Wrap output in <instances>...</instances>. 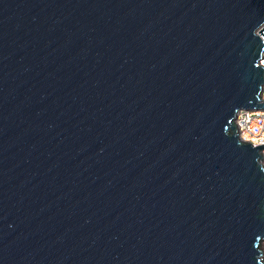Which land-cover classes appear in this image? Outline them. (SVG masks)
I'll return each mask as SVG.
<instances>
[{
	"label": "water",
	"instance_id": "1",
	"mask_svg": "<svg viewBox=\"0 0 264 264\" xmlns=\"http://www.w3.org/2000/svg\"><path fill=\"white\" fill-rule=\"evenodd\" d=\"M264 0H0V264H264Z\"/></svg>",
	"mask_w": 264,
	"mask_h": 264
},
{
	"label": "built area",
	"instance_id": "2",
	"mask_svg": "<svg viewBox=\"0 0 264 264\" xmlns=\"http://www.w3.org/2000/svg\"><path fill=\"white\" fill-rule=\"evenodd\" d=\"M259 64L264 67V49ZM261 96L264 101V87ZM235 122L241 140L251 143L255 147L264 144V109L240 110L236 116ZM261 154L263 157L262 163L264 165V148L261 149ZM262 250L264 253V240L262 241Z\"/></svg>",
	"mask_w": 264,
	"mask_h": 264
}]
</instances>
